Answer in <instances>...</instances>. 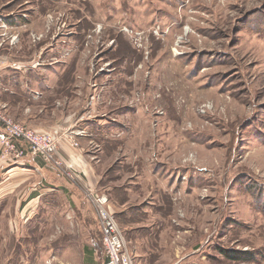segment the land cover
I'll return each mask as SVG.
<instances>
[{
    "label": "rangeland",
    "instance_id": "374dc122",
    "mask_svg": "<svg viewBox=\"0 0 264 264\" xmlns=\"http://www.w3.org/2000/svg\"><path fill=\"white\" fill-rule=\"evenodd\" d=\"M3 57L0 112L68 117L132 264H264V0H0ZM21 147L0 264H103L82 183Z\"/></svg>",
    "mask_w": 264,
    "mask_h": 264
},
{
    "label": "built area",
    "instance_id": "2783aa9c",
    "mask_svg": "<svg viewBox=\"0 0 264 264\" xmlns=\"http://www.w3.org/2000/svg\"><path fill=\"white\" fill-rule=\"evenodd\" d=\"M0 148L1 157L20 159L27 152L41 156L46 162L54 164L73 182L80 183L81 178L72 166L64 163L58 156L63 145L60 134L51 131H37L24 126L0 112ZM68 139V138H67ZM72 146H77L74 139H69ZM64 142V140H63ZM82 183V182H81ZM84 198L94 209L95 218L101 235L106 260L103 264H132L131 256L126 250L123 233L110 210L109 199L92 187L82 183Z\"/></svg>",
    "mask_w": 264,
    "mask_h": 264
},
{
    "label": "crops",
    "instance_id": "0c3cea01",
    "mask_svg": "<svg viewBox=\"0 0 264 264\" xmlns=\"http://www.w3.org/2000/svg\"><path fill=\"white\" fill-rule=\"evenodd\" d=\"M7 60L8 59L4 57L0 58V63L7 62ZM0 78L3 79V72H0ZM18 88L21 89L22 91L24 90V87L22 85H20V87ZM0 89L7 90L3 88L2 84H0ZM6 104H7L6 109L8 111V114L13 116L15 120L37 131L58 132L60 129H62V127H65L66 125L69 124L67 116L66 117L64 116L63 118L59 117L56 120H52V121L46 120L45 122H43V120L45 119L44 117L46 114V109L39 110L37 112L35 109H33L32 103L29 104L27 107H25L24 105V107L20 111L21 112L20 115L18 114V111L16 109H15V113H13L11 111L10 106L8 107V103ZM0 128H1V124H0ZM78 150L79 149H74L70 147L68 144H64L59 150V155L64 160V162L72 165L74 168H76L79 171L81 182L84 185L94 188L96 184L95 173L91 168L85 166L83 157L81 154L78 153ZM26 158L27 159H24L21 162H19V165H16L8 174H5V178H3L2 176L3 175L2 171L5 168L6 163L2 161V159H0V200H3L4 198H10L12 195L18 194V190L20 189L22 184L31 176V170H35L41 174L40 169L42 168L35 162V160H32L35 158L34 157H26ZM40 159H41L40 157H36V160L39 161ZM40 164L44 166L41 160H40ZM12 204L14 205L13 206L14 210H19L20 206L17 202H14ZM15 221H17L16 218L14 219V222ZM1 238L3 240L2 236ZM10 257L11 256L9 255V258Z\"/></svg>",
    "mask_w": 264,
    "mask_h": 264
},
{
    "label": "trees",
    "instance_id": "16d2710c",
    "mask_svg": "<svg viewBox=\"0 0 264 264\" xmlns=\"http://www.w3.org/2000/svg\"><path fill=\"white\" fill-rule=\"evenodd\" d=\"M229 256V255H228ZM232 258H235V257H232Z\"/></svg>",
    "mask_w": 264,
    "mask_h": 264
}]
</instances>
